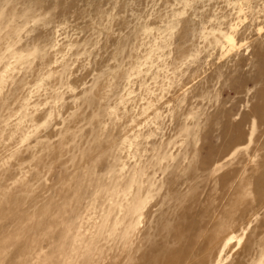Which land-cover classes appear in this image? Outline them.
Segmentation results:
<instances>
[{
    "label": "rangeland",
    "instance_id": "1",
    "mask_svg": "<svg viewBox=\"0 0 264 264\" xmlns=\"http://www.w3.org/2000/svg\"><path fill=\"white\" fill-rule=\"evenodd\" d=\"M0 264H264V0H0Z\"/></svg>",
    "mask_w": 264,
    "mask_h": 264
},
{
    "label": "bare ground",
    "instance_id": "2",
    "mask_svg": "<svg viewBox=\"0 0 264 264\" xmlns=\"http://www.w3.org/2000/svg\"><path fill=\"white\" fill-rule=\"evenodd\" d=\"M260 60H261V58H260ZM208 152V151H207ZM263 156V155H262ZM260 163V162H259ZM236 170V169H235ZM262 173V172H261ZM260 175V174H259ZM255 182V181H254ZM263 182V181H262ZM257 185V184H256ZM256 201V200H255Z\"/></svg>",
    "mask_w": 264,
    "mask_h": 264
}]
</instances>
